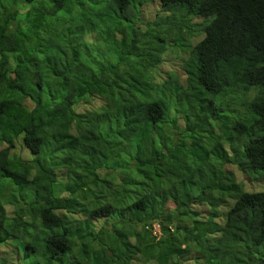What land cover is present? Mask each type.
Wrapping results in <instances>:
<instances>
[{
    "label": "trees",
    "instance_id": "16d2710c",
    "mask_svg": "<svg viewBox=\"0 0 264 264\" xmlns=\"http://www.w3.org/2000/svg\"><path fill=\"white\" fill-rule=\"evenodd\" d=\"M232 165L264 173V0H0L21 264H264V189Z\"/></svg>",
    "mask_w": 264,
    "mask_h": 264
},
{
    "label": "rangeland",
    "instance_id": "374dc122",
    "mask_svg": "<svg viewBox=\"0 0 264 264\" xmlns=\"http://www.w3.org/2000/svg\"><path fill=\"white\" fill-rule=\"evenodd\" d=\"M174 62H175V59L172 61V63ZM183 78L184 76L182 75L180 77V80H183ZM229 168L236 172L237 177L239 179L249 181L248 187L245 189H248V190L249 189H264V173H262L261 177H258L257 175L258 178H254L253 175L251 174H245L239 169L238 170L235 169L236 168L235 165H232ZM15 248H16L15 244H0V258L1 259L5 258L4 264H21L20 257L18 255H15ZM134 262L136 261L134 260Z\"/></svg>",
    "mask_w": 264,
    "mask_h": 264
},
{
    "label": "built area",
    "instance_id": "2783aa9c",
    "mask_svg": "<svg viewBox=\"0 0 264 264\" xmlns=\"http://www.w3.org/2000/svg\"><path fill=\"white\" fill-rule=\"evenodd\" d=\"M156 226H157L156 224L153 225V229H154V231L156 230Z\"/></svg>",
    "mask_w": 264,
    "mask_h": 264
},
{
    "label": "clouds",
    "instance_id": "9594fccd",
    "mask_svg": "<svg viewBox=\"0 0 264 264\" xmlns=\"http://www.w3.org/2000/svg\"><path fill=\"white\" fill-rule=\"evenodd\" d=\"M154 224H156L158 226V224L156 222ZM157 226H156V230L155 231H157Z\"/></svg>",
    "mask_w": 264,
    "mask_h": 264
}]
</instances>
